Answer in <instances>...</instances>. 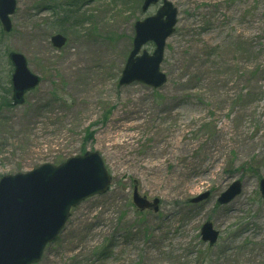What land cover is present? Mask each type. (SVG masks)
<instances>
[{
  "label": "rangeland",
  "instance_id": "374dc122",
  "mask_svg": "<svg viewBox=\"0 0 264 264\" xmlns=\"http://www.w3.org/2000/svg\"><path fill=\"white\" fill-rule=\"evenodd\" d=\"M170 1L178 24L157 90L119 80L136 22L162 2L144 13V0H17L12 32L0 24V180L87 152L112 177L38 264H264V0ZM11 52L42 80L12 107ZM237 180L241 196L217 206ZM135 187L158 213L136 208ZM205 222L221 233L213 248Z\"/></svg>",
  "mask_w": 264,
  "mask_h": 264
},
{
  "label": "water",
  "instance_id": "95a60500",
  "mask_svg": "<svg viewBox=\"0 0 264 264\" xmlns=\"http://www.w3.org/2000/svg\"><path fill=\"white\" fill-rule=\"evenodd\" d=\"M161 0H145L142 11L147 12ZM156 15L139 21L135 25V38L119 84L128 86L141 83L153 89L166 85L168 77L161 71L167 40L174 34L178 23V10L169 0ZM16 0H0V22L6 33L12 31L10 17L15 13ZM52 44L61 49L67 40L62 35L52 37ZM148 43H154L155 51L150 55L142 51ZM142 54L140 55V53ZM9 58L15 67L13 74V101L24 103L27 92L41 82L40 77L30 72L26 58L11 53ZM104 161L98 152H87L59 166L45 164L25 174L8 175L0 180V264H38L46 247L54 242L64 230L71 209L94 196L104 195L111 184ZM243 184L234 182L217 203L226 206L241 195ZM264 198V179L260 182ZM206 192L191 200L192 204L207 201ZM133 202L140 211L159 212L160 200L150 202L134 188ZM220 233L210 222L201 229L204 243L214 246Z\"/></svg>",
  "mask_w": 264,
  "mask_h": 264
},
{
  "label": "trees",
  "instance_id": "16d2710c",
  "mask_svg": "<svg viewBox=\"0 0 264 264\" xmlns=\"http://www.w3.org/2000/svg\"><path fill=\"white\" fill-rule=\"evenodd\" d=\"M67 20H68V18L63 19L62 22H60V24H61L60 27H62V24L66 23V22H64V21H67ZM8 91H9V90H8ZM6 103H7L9 106H12L11 103H10V101H8V102L6 101Z\"/></svg>",
  "mask_w": 264,
  "mask_h": 264
},
{
  "label": "flooded vegetation",
  "instance_id": "af4514ba",
  "mask_svg": "<svg viewBox=\"0 0 264 264\" xmlns=\"http://www.w3.org/2000/svg\"><path fill=\"white\" fill-rule=\"evenodd\" d=\"M242 232H243V231H242ZM242 232H241V233H242Z\"/></svg>",
  "mask_w": 264,
  "mask_h": 264
}]
</instances>
